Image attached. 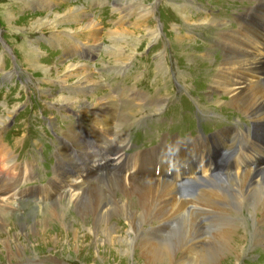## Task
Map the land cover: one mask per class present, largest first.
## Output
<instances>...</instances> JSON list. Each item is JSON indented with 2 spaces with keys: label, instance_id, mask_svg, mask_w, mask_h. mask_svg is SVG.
Instances as JSON below:
<instances>
[{
  "label": "rangeland",
  "instance_id": "374dc122",
  "mask_svg": "<svg viewBox=\"0 0 264 264\" xmlns=\"http://www.w3.org/2000/svg\"><path fill=\"white\" fill-rule=\"evenodd\" d=\"M92 1L99 2V0ZM228 1L219 0L218 4L221 3V5L216 10L212 4L217 0H159L157 7L155 4L158 0H104L110 5L100 18L104 24L101 27L97 18L92 17L84 9L82 0H0V39L2 38L4 42L0 40V140H6L3 146L0 144V150L9 147L16 156L17 162L25 160V163L28 162L34 166L35 176L31 178L34 181L31 182L25 177V191L29 192L32 188L36 190L38 186L50 180V175H47L49 172L44 166L38 164V153L40 148L45 146V140L51 138L53 132L60 133L65 140L63 133L69 131L78 117L82 118V127L79 126L78 130L82 129L83 132H88L87 134L89 131L92 132L94 120L87 110L90 104L96 105L101 100L105 103L112 101L115 107L117 103L118 112H116L119 116L118 122H121L122 133L130 135L127 139L131 147L125 150L130 156L122 151L117 153L118 155H113V158H119L122 155L124 158L142 155L143 161L145 159L149 161L148 156L154 158L155 152L165 147V141L169 142L167 146L169 150L186 147L185 144H189L191 140L201 143L207 139L214 143L212 146L217 150L224 146L228 150L225 143H233L236 153L232 155L235 154L233 158L237 160L243 147L246 146L247 151L252 152L254 149H251L250 145L257 141V139H251L255 128L253 121L237 114L232 107L226 105L225 96L213 102L215 96L211 89L214 84L213 77L216 76L214 71L218 68L216 62L224 59L223 45L219 41L220 31L237 30L240 25L250 21L247 14L251 12L252 7H261L264 2L230 0L229 3ZM196 6L199 11H196ZM203 6L213 11L209 10L211 12L208 13L202 9ZM77 11L84 13L83 20L70 19L69 12L76 14ZM209 15L213 16L205 18ZM255 16L256 22L264 23V6L255 12ZM159 19L163 27L162 32L159 31ZM89 23L94 26V29L85 30L84 28H89ZM93 30L97 31L95 35H92ZM243 31L248 46L261 47L264 43V37L258 39L255 36L253 25L252 29L250 26L249 29L245 26ZM236 34L241 38L239 33ZM180 37L182 41H176V38ZM7 45L14 52V57L8 54ZM80 45L93 51L92 61H79L76 57L72 58L69 48ZM33 51H36V57L30 59L29 56L34 53ZM260 60L264 62V56H261ZM70 64L76 65L75 71L71 72L73 77H68L64 70ZM43 66H47L51 72L44 70ZM89 72L93 74L92 77L86 75ZM45 73H47L46 77H44ZM84 75L88 79L84 78ZM107 84L112 85L113 89ZM27 89H32L33 92L27 93ZM35 91L39 92L40 99H34ZM60 98H69L74 104L76 101H81L82 104L66 106L65 102H59ZM164 99H166L164 102L166 107L158 114V117L154 116L153 109L145 106L146 102L158 103ZM131 100L134 102H130ZM38 109L44 112L45 121L49 120L47 126L41 125V117H38L42 112L39 113ZM157 121H159L156 126L158 132L151 129V135L140 138L139 143L142 142V145L135 147L132 142H135L138 134L143 137L144 132L139 130L135 139H132L133 134L146 125L153 126ZM169 121L171 123L168 125ZM211 129L214 131L213 137L226 130H232V134L228 138L205 137L207 135L203 132L206 131L209 134ZM164 131L184 137L183 141L171 143L174 137H170V134L167 137L166 134L161 136V132ZM78 136L79 140L76 143H73L75 141L70 137L71 143L78 150L89 149V152L99 150L101 153L107 148L99 142L101 135L96 137L94 143L82 138L81 135ZM194 136H196L195 139H193ZM258 142L260 143L261 140L256 143ZM61 143L57 149L55 167L57 174L65 170L68 165V162L61 157ZM262 146L264 150V144ZM191 149L195 150V148ZM117 150L113 148V151ZM64 151H62L63 157L69 159L67 152ZM207 152V150L202 151L199 155L200 160H205V156L207 159ZM176 155L180 157L179 153ZM248 157L251 158V156ZM255 157L264 159L262 154H255ZM0 158H5L2 153ZM110 160L113 161V159ZM84 162L86 157H81L73 161L72 166L77 170L83 167ZM53 163L55 165V162ZM115 164H117L115 169H111V167H105V162L97 163L98 168L104 166L106 169H100V172L94 169L92 176L86 175L88 178H93V182L86 184V188L78 192L80 200L88 197L89 202L93 196L97 198L102 195L105 200L107 199L106 201L111 199L109 203L113 206L115 200H121L130 203L128 207L130 211L140 212L137 196L135 194L128 196V193L125 196L124 189L120 187L118 176L121 170L118 169L120 165L116 159ZM149 165L151 169L155 167L154 164ZM239 165L242 164L237 162L236 166ZM262 165L264 166V163ZM262 165L260 167L254 164L252 170L264 168ZM124 168L125 174L129 175L128 169L125 166ZM184 168L185 171L186 167ZM205 169L208 171V164ZM223 171L225 177L230 178H223L224 180L216 184L215 189H229L228 183L232 181L231 178L234 175L229 173L230 169L227 167L223 168ZM174 174L177 178L181 176L178 167L174 168ZM212 174L210 178H213ZM201 176L204 178L199 177L200 179L191 181L196 183H194L195 187L188 188L186 201L193 200L201 194V191H208L207 182L210 179H206L207 174L203 172ZM170 179L172 180L173 176ZM132 180L140 184L139 179ZM61 182L60 178L57 186ZM77 182L83 183V178L78 180L69 178L62 188L57 189L55 185L57 190L55 189L54 192L55 186L52 187L50 197L37 198L36 195L34 199L10 204L11 207L2 217L4 222L0 219V238H3L0 240V264H149L147 259L142 258L140 248L136 247L137 243L133 242L135 237L132 238L127 225L126 211H121L111 219V223L118 226L116 234L113 235L118 236L114 241L110 239L108 241L113 245L128 244L130 249H113L112 246L105 244L108 241L104 236L99 234L100 238L97 240L95 233H87L85 229L93 227L94 219L90 216H79L78 213L82 214L81 205L74 206L68 197L56 196L64 189L69 192L67 195H70L72 189L70 186ZM40 192L39 190V194ZM57 201L62 206L51 209ZM190 206L187 207L191 209L190 213L201 218L202 208L198 207L199 211L196 206L197 210L193 205ZM235 217L238 220L244 218L246 226L243 228L250 230L251 220L247 211L236 214ZM202 218L204 227L220 229L223 226L210 223L212 220L210 217ZM184 219L186 218L177 219L174 226L170 223H161L159 227L173 231L177 225L180 226L185 221ZM153 224L145 225L143 227L145 231L142 230L140 235L148 240L153 239L152 241L158 240L161 236L168 237L169 232L162 233L158 231L161 229L152 228ZM73 229L79 232L84 230L82 246L76 245L78 237L72 232ZM204 237L207 242L211 241L206 233L203 234ZM249 247L242 263L264 264V246L261 248L253 244Z\"/></svg>",
  "mask_w": 264,
  "mask_h": 264
},
{
  "label": "bare ground",
  "instance_id": "6f19581e",
  "mask_svg": "<svg viewBox=\"0 0 264 264\" xmlns=\"http://www.w3.org/2000/svg\"><path fill=\"white\" fill-rule=\"evenodd\" d=\"M263 6L264 5H261V7ZM69 14L70 19L74 18L73 21L80 19L83 20L84 18V13H81L80 11H77L76 14L69 12ZM255 28L256 27L254 25V32ZM84 29H94V26L89 23V28ZM92 32V35H95L97 31L93 30ZM233 33V29L226 32L220 31L219 33V41L223 45L224 50V59L216 62V66L218 68L214 71L216 72V76L213 77L214 84L211 89L215 96V100H213V102L216 101V99L220 100L225 96L227 99V102H225L226 105L232 107L237 114L246 116L253 121L255 128L254 136L251 137V139H257V141L261 140V142L256 143V141L251 143L250 148L254 149L252 151L254 154L264 155L262 146V144H264V62H261L260 60L261 56H264V43L261 44V47L259 45L250 47L245 42L243 28L238 32L241 38H239L237 34L234 35ZM176 39V41H182V37ZM35 57L36 51L29 56L30 59ZM257 64H259V66H257ZM75 66L76 65L74 64H70L64 69L65 73L67 72L68 77H73L71 72L75 71ZM43 67L44 70L51 72L47 66ZM46 75L47 73H45L44 77H46ZM86 75H88V77L93 76L90 72ZM88 77L84 75V78L88 79ZM60 101L65 102L64 105L66 106H73L81 103V101H76L74 104L73 101L69 100V98H60L59 102ZM165 101L166 99L159 101L158 103L153 102L151 104L146 102L145 106L146 108L153 109L154 116L158 117V114L163 112L166 107V104L164 103ZM130 102L134 101L131 100ZM112 104H114L112 101H107L105 103L101 100L96 105L90 104L89 110H87V113H89L94 120V128L91 129L92 133L94 134V131H98V135L102 136L103 139L101 138L99 142H102L103 145L107 147L104 149L105 152L103 154L91 155L82 169H79L77 172L71 174L67 173L68 177L66 180L69 178H73L75 180L83 178L84 181L83 183H72L73 185L70 186L72 188L70 195H67L69 192H66V189L56 194V196H59L60 198L65 196L68 197L69 201L73 203L74 206L81 205L82 214L78 213L79 216H90L91 219H94L93 227L91 229H85L87 233H95L97 240L100 236H104L107 241L109 239L110 241H114L118 235L113 234L117 232L118 226L112 224L111 219L116 217V214H120L121 211H126V219L128 220L127 225L132 233V238L135 237L133 238V242L137 243L136 247L140 248L142 258L144 257L147 259L149 264H243V257L246 253H248L250 248L249 246L253 244H256L257 247L261 246V248L264 246V168L257 170H252V168L250 169L251 158L254 155L248 153L246 146L243 147L244 151L241 153V160L238 161L242 165H239L238 167L235 165V169L232 172L229 171V173L234 176L231 178L232 181H229L228 183V186L230 185L228 190H221L220 188L215 189V187L217 183L224 180L223 178L230 177L218 175L210 178V175L214 171L218 170V165H216V147L208 146L205 149L208 151L207 161L209 162L208 171L210 174L205 169L207 161L202 159L200 160L199 156L202 154V151L205 150H198L194 153V151L186 148H171L167 150V147H163L160 150L156 149L157 151L155 152L154 158H152V156H148L149 161L146 159L143 161L144 156L142 155L125 158L124 155H122L119 158H113V155L115 156L119 152L118 150L113 151V148L114 150L118 149L119 144H124L126 141L127 143L125 147L127 148L129 143L128 139L124 137L125 134L122 133L123 130L120 128L121 122H118L119 116L117 114L118 111L116 110L117 103H115L116 107ZM81 123L82 118L78 117L76 122L69 128V131L63 133L65 134L64 137L70 136L72 140L75 141L73 143H76L79 140V136L76 135L75 132H77L79 126L82 127ZM119 134L121 135L120 137ZM231 134L232 130H226L216 136L228 138ZM215 140H213V142ZM108 141L110 143H108ZM213 144L214 143H212V145ZM225 144H227L229 149H234V146L232 145L233 143ZM1 145L3 146V144ZM0 151L5 157L0 158L1 174L6 169H9L16 164V156L9 149V147H5ZM175 153H179L180 157L178 158ZM248 156H251V158ZM244 158L245 160H243ZM110 159H113V161ZM115 159L118 161V165H120V168L118 169L121 170V172H119L120 175L118 176L120 179V187L124 189L125 196H127L126 193L129 194L128 196L132 194L137 196V206L140 209V212L130 211L128 208L130 203L122 202L121 200H115V204L113 206L109 203L111 199L106 201L107 199L105 200L100 194L97 198L93 196L92 200L89 202L88 197H83V202L82 199L80 200V193L78 192L84 190L86 188V184L93 182V178H88L86 175L92 176V171L94 169H97L98 172L101 171L100 169H106L105 167L115 169V165L117 166V164H115ZM255 159L254 163L258 166L264 163V161L258 159V157H255ZM101 161L105 162V167L101 166V168H98L97 163ZM204 161H206V163ZM211 161L215 163L214 169L210 166L212 164L210 163ZM149 164H154L155 167L151 169L149 168L151 166ZM233 165L234 164L230 165V169ZM124 166L128 169L130 173L129 175L125 174L126 169ZM186 166H188L190 170V174H187L189 177H184L185 171L183 168ZM175 167H178L180 170L181 176L179 178H177L174 174ZM200 172L207 174L206 179H210V181L207 182V184H209L208 191H201L199 196L193 198V200L190 199L191 201H186L185 197L188 195V188L190 186L195 187L194 183H196H189V181L202 177L199 176ZM27 174V171H25V177H27ZM172 176L173 179L171 180L170 178ZM14 177L15 180H17V177ZM133 178L139 179V183L141 185L133 181ZM188 178H190L187 182L188 184L186 183L181 186L180 182L182 180H187ZM66 180L62 181L60 185L57 186V189L62 188ZM201 181L206 182L205 180ZM177 184H179V187ZM13 187L14 184L12 182L4 184L0 181L1 220L3 215L6 213V210L11 207L7 196L12 191ZM59 205H61V203L57 201L51 209H54ZM190 205H193L194 207L196 206L197 209L198 207H200V209L202 208L201 211L198 209L200 211V216L210 217L212 219L210 220V223L223 225L222 228L204 227L201 222L203 218H198L196 215H192L190 213L191 209H187ZM196 207L195 210H197ZM244 211H247L251 220L250 230L243 228L246 226L245 220H243L244 218L238 220L235 217L236 214H240ZM233 213L236 214L234 215ZM54 214H56V211H54ZM63 216L64 214L62 217ZM184 217L186 218L184 219L185 221H183L180 226L175 225L176 228L173 231L168 230V228L159 227L161 223H170L174 226V222L177 219H183ZM2 222L4 221L2 220ZM246 222L249 223L248 221ZM152 223H154L152 228L161 229L158 231L162 233L169 232L168 237L165 238L164 236H161L158 240L154 241H152L153 239L148 240V238L146 239L144 236L142 237L140 234L142 230H144L143 227L145 225H151ZM65 225L67 226V223H65ZM75 229H73L72 232L77 235L76 237H78V241L75 239V241H77L76 245L82 246L84 244H81L84 230L79 232ZM67 231L69 232L70 230ZM204 232L210 236V242H207L205 237L203 238V234H205ZM150 238L151 237H149V239ZM0 240H3V238H0ZM110 241L105 242V244H107V246H112L113 249H130L128 244L123 245L118 243L113 245Z\"/></svg>",
  "mask_w": 264,
  "mask_h": 264
},
{
  "label": "crops",
  "instance_id": "0c3cea01",
  "mask_svg": "<svg viewBox=\"0 0 264 264\" xmlns=\"http://www.w3.org/2000/svg\"><path fill=\"white\" fill-rule=\"evenodd\" d=\"M90 3L91 4H95L96 5V2H94V1H92V0H90ZM83 7H84V9H86L87 7L86 6H84V5H82ZM100 15H101V12H98V14H97V17H98V21H99V17H100ZM93 17V16H92ZM99 26H101V25H99ZM102 27V26H101Z\"/></svg>",
  "mask_w": 264,
  "mask_h": 264
}]
</instances>
